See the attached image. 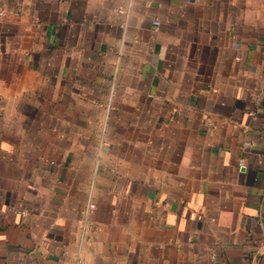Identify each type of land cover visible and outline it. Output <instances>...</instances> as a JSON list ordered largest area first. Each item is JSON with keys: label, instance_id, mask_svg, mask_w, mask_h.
Instances as JSON below:
<instances>
[{"label": "crops", "instance_id": "1", "mask_svg": "<svg viewBox=\"0 0 264 264\" xmlns=\"http://www.w3.org/2000/svg\"><path fill=\"white\" fill-rule=\"evenodd\" d=\"M263 261L264 0H0V264Z\"/></svg>", "mask_w": 264, "mask_h": 264}, {"label": "built area", "instance_id": "2", "mask_svg": "<svg viewBox=\"0 0 264 264\" xmlns=\"http://www.w3.org/2000/svg\"><path fill=\"white\" fill-rule=\"evenodd\" d=\"M160 24H161L160 20L158 19L153 20V25L155 26V28H158ZM263 264H264V261H263Z\"/></svg>", "mask_w": 264, "mask_h": 264}]
</instances>
